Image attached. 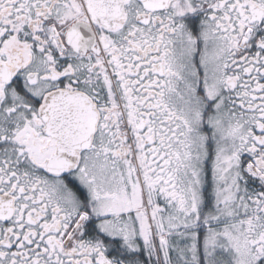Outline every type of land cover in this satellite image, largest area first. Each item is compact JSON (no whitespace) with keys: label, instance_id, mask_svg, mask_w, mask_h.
Here are the masks:
<instances>
[{"label":"snow or ice","instance_id":"6c2138e0","mask_svg":"<svg viewBox=\"0 0 264 264\" xmlns=\"http://www.w3.org/2000/svg\"><path fill=\"white\" fill-rule=\"evenodd\" d=\"M0 264H264V0H0Z\"/></svg>","mask_w":264,"mask_h":264}]
</instances>
